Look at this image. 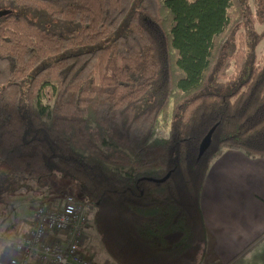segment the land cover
Returning <instances> with one entry per match:
<instances>
[{
  "label": "trees",
  "instance_id": "1",
  "mask_svg": "<svg viewBox=\"0 0 264 264\" xmlns=\"http://www.w3.org/2000/svg\"><path fill=\"white\" fill-rule=\"evenodd\" d=\"M263 39L264 0H0V196L68 176L117 264H206L208 169L264 157Z\"/></svg>",
  "mask_w": 264,
  "mask_h": 264
},
{
  "label": "crops",
  "instance_id": "2",
  "mask_svg": "<svg viewBox=\"0 0 264 264\" xmlns=\"http://www.w3.org/2000/svg\"><path fill=\"white\" fill-rule=\"evenodd\" d=\"M203 183L200 203L211 256L206 264H264V157L226 150L211 164ZM34 213L21 238L32 229ZM12 242L0 241V264H10L16 255ZM105 253L103 257L117 264Z\"/></svg>",
  "mask_w": 264,
  "mask_h": 264
},
{
  "label": "built area",
  "instance_id": "3",
  "mask_svg": "<svg viewBox=\"0 0 264 264\" xmlns=\"http://www.w3.org/2000/svg\"><path fill=\"white\" fill-rule=\"evenodd\" d=\"M93 209L74 195L39 206L32 229L11 244L10 264H96L84 249Z\"/></svg>",
  "mask_w": 264,
  "mask_h": 264
},
{
  "label": "rangeland",
  "instance_id": "4",
  "mask_svg": "<svg viewBox=\"0 0 264 264\" xmlns=\"http://www.w3.org/2000/svg\"><path fill=\"white\" fill-rule=\"evenodd\" d=\"M35 14H30L34 16ZM46 26L54 27L58 25L57 21H52L44 15H38ZM69 30H77L80 25L71 23L68 25ZM257 31H262V26H256ZM68 31H58L61 35H66ZM260 54H264V39L258 45ZM79 51H83L80 49ZM167 130H160L159 135L166 136ZM64 177V178H62ZM48 180V181H47ZM63 183L60 184V182ZM75 181L68 176L57 174L49 179H29L17 185L16 190H9L0 196V241L9 242L21 240V236L32 226L30 215L39 206L47 204L48 201L60 199L64 195H74L79 197ZM65 185V186H61ZM56 195V196H55ZM52 197V198H50ZM56 201V200H55ZM85 247L88 255L93 257L96 264H115L113 261L103 257L105 249L100 241L97 231L90 227L86 235ZM13 243V242H12ZM12 247V246H11ZM14 249V248H13ZM106 254V253H105ZM112 262V263H111Z\"/></svg>",
  "mask_w": 264,
  "mask_h": 264
},
{
  "label": "water",
  "instance_id": "5",
  "mask_svg": "<svg viewBox=\"0 0 264 264\" xmlns=\"http://www.w3.org/2000/svg\"><path fill=\"white\" fill-rule=\"evenodd\" d=\"M215 128H216V126L213 127L207 133V135L204 137V139L202 140L201 146H200V154L201 155L207 150V148L209 147V145H211V143H212V137H213V132L215 131ZM170 174L171 173H169L167 176H165L164 178L160 179L159 181H161V182L166 181L170 177Z\"/></svg>",
  "mask_w": 264,
  "mask_h": 264
},
{
  "label": "bare ground",
  "instance_id": "6",
  "mask_svg": "<svg viewBox=\"0 0 264 264\" xmlns=\"http://www.w3.org/2000/svg\"><path fill=\"white\" fill-rule=\"evenodd\" d=\"M87 235H88V233H87ZM87 238V237H86Z\"/></svg>",
  "mask_w": 264,
  "mask_h": 264
}]
</instances>
